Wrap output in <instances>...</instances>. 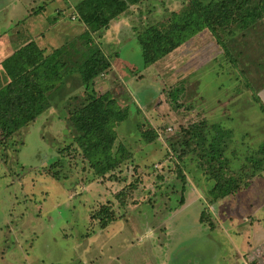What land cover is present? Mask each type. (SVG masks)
Listing matches in <instances>:
<instances>
[{"label":"rangeland","instance_id":"1","mask_svg":"<svg viewBox=\"0 0 264 264\" xmlns=\"http://www.w3.org/2000/svg\"><path fill=\"white\" fill-rule=\"evenodd\" d=\"M80 1L0 0V90L9 83L4 60L31 42L44 57L62 50L60 72L69 74L47 93L36 122L11 134L0 131V264H264V236L253 229L264 228V207L254 214L248 207L246 218L237 211L236 194L211 202L214 183L200 158L222 132L214 129L220 125L228 137L210 150L228 145L218 158L228 159L221 173L240 181L243 190L241 181L251 170L245 156L264 145L258 97L264 87V21L226 36L228 55L212 34L197 37L184 51L196 74L179 78L182 70L161 78L156 67L144 66L141 46L133 41L138 14L124 16L116 39L127 41L114 44L111 22L88 34L82 20L71 19ZM165 2L150 24L167 23L188 1ZM45 6L44 18H35ZM97 48L117 71L97 77L93 89L128 111L116 127L114 150L122 146L133 154L103 177L84 156L70 122L71 112L87 99L79 67ZM191 126L201 127L196 134L203 137L186 145L182 136ZM153 130L159 138L145 142L143 134ZM256 184L251 191L263 203L264 179ZM106 209L117 219L101 228L98 219ZM205 210L211 213L202 220ZM211 214L221 229H211Z\"/></svg>","mask_w":264,"mask_h":264},{"label":"trees","instance_id":"2","mask_svg":"<svg viewBox=\"0 0 264 264\" xmlns=\"http://www.w3.org/2000/svg\"><path fill=\"white\" fill-rule=\"evenodd\" d=\"M147 0H81L75 10L85 25L90 29L88 34L108 27L109 23L127 12L132 5H139ZM184 9L170 15L167 23L146 24L137 33V41L142 49L144 66L149 67L181 47L190 39L208 30L228 55L226 36H236L237 32L253 30L259 22L264 21V0H187ZM227 32V34H226ZM225 34V36H224ZM90 56L79 67L80 79L85 87L86 101L71 112L70 122L76 129V142L83 149L84 156L89 160L97 176H105L113 172L120 164L133 158L130 150L125 154V148L114 150L118 140L116 127L128 119V111L122 110L117 101L109 94L98 95L93 89L95 79L106 73L111 64L100 49H91ZM62 50L51 56L44 57L43 51L34 42L19 49L3 62L4 72L9 80L6 87L0 90V131L14 133L22 127L36 122L42 114L48 101L47 93L54 90L57 85L69 74L60 72L64 63L59 61ZM64 74V75H62ZM261 89H264L261 88ZM260 101V100H259ZM261 102V101H260ZM219 136H215L205 155L200 158L210 167V180L214 183L210 189V201L213 203L235 194L239 189L236 179L226 178L221 173L224 162L218 161L228 147L223 149L212 148L219 146L222 139L228 137L219 126ZM196 130L202 132L201 127L191 126L182 136L186 145L189 140L199 139ZM195 131V132H194ZM206 131V130H205ZM207 132V131H206ZM205 132V135L208 134ZM183 134V133H182ZM159 138L157 131L144 133L143 140L151 143ZM205 141L208 140L206 135ZM222 145V144H221ZM203 151L206 145L203 144ZM222 159V158H221ZM245 162L250 171L244 166L243 187L256 176L264 178V145L257 151L245 156ZM219 167H217V164ZM247 176V177H246ZM242 177V179H243ZM246 177V179H245ZM207 210L203 212L204 220ZM99 226L107 228L117 219L114 212L109 209L100 213ZM99 215V214H98ZM96 218V217H94Z\"/></svg>","mask_w":264,"mask_h":264},{"label":"crops","instance_id":"3","mask_svg":"<svg viewBox=\"0 0 264 264\" xmlns=\"http://www.w3.org/2000/svg\"><path fill=\"white\" fill-rule=\"evenodd\" d=\"M169 1H172V0H169ZM165 3H166L165 0H147V1H145V2H143L141 4H139V5H132V6H130V8H129V10L127 12L123 13L118 18L112 20L111 23H110V28L109 29H110L111 35L113 36L112 37L113 43L114 44L117 43V44L121 45L124 41H127V40H125V39H123L121 37L118 40L116 39V37L119 35V29H118L119 23L121 21L122 22L124 21L123 20V19H125L124 16L125 17L130 16L131 13H136V14L139 15V19L137 18L138 20H136V22L133 20V22H135V24H133L134 25V33L133 34L136 35V33L138 32L137 30H138L139 27L144 26L146 23L148 24L150 22H154V21H157L158 20L157 18L160 17L161 15H156L155 13H161L160 9H158V8L165 9L166 8L164 6ZM41 7H43V6H41ZM46 8H47V6H45V8L42 9L41 12H36V14L34 15L35 18H38V17L39 18H41V17L44 18V15L48 11ZM62 8H60V9H62ZM73 17H76V19H73ZM71 19L76 21L77 19H80V18L78 16V14H75V15L71 16ZM133 19H136V18H133ZM157 23H159V22H157ZM32 31H33V33L36 32V30L35 31L32 30ZM207 34L210 35L211 33L208 30H204L203 32L199 33L198 35H196L195 37H193L192 39H190L188 42H186L185 44H183L181 47L177 48L175 51H173L172 53H170L166 58L161 59L160 61H158L157 63L153 64L149 68L156 67L157 70L154 73L156 75H158V73H159L160 76H161V78H170V76H173L174 73H176L178 71H182V70H183L182 71V74L179 76V78L180 77L181 78H190V76L195 75L196 72H195V70L193 68L194 64H193V61H192V56L191 55L189 56L188 54L184 53V51L187 52V50H185L186 49L185 48V45H187L188 43H190V41L196 40L197 37H199L201 35H205V39L206 38L208 39V37L206 36ZM131 39L133 40V39H135V37H132ZM133 41L134 42L137 41V38L135 40H133ZM8 43L9 42H7V45H8ZM199 45L201 47H203V46H207L208 43L207 44H199ZM209 45H211V44H209ZM1 47H0V50H1ZM5 47L7 49L8 46H5ZM194 47H196V45ZM182 54H186L187 57L185 59H183V56H181ZM182 61L185 62L184 63L185 65L184 64L181 65V62ZM110 64H111V68H110V72L109 73L112 74V73H114L117 70H116V66L113 65L112 61H110ZM186 66L188 68L187 69H183ZM147 68H146V70H147ZM150 71H151V69H150ZM118 73L120 74V72H118ZM142 75L143 74L141 73L139 75V77H142ZM258 97H259V100L261 101V103H263V105H264V89H262L259 92ZM259 179H264V178L261 177V176H257L255 178H253L249 182V184L247 185V187H244L243 190L238 191L237 193H235L236 196H237V200H238V205H237V208L238 209H237V211L238 212H241V213H244L245 214L244 217H246V218H248V217L251 216V215L245 213L246 212V209L248 207L250 209H252V214H254V212H257L258 210H260L261 208L264 207V202L262 203L260 201L261 199H259L256 202V195L253 194L254 190L251 191V189H255L253 187H255V185H257L256 184V181H258ZM259 192L261 193L260 190H259ZM207 212L209 214L211 213L210 211H207ZM224 216H227V213L226 212H224L223 217ZM215 217L216 216L214 214H211L210 215V218L209 219L212 220V223L215 224V225L213 226L209 222V226L211 227L212 230H214V228H220L221 229L222 227H221V225H218L217 224V221L215 220ZM236 226L237 227H234V229H238V230H241V231L243 230V228L240 229V227H242L241 225H236ZM258 226H260V224ZM253 229L257 233H260L262 236H264V228H261V227L255 228V227H253Z\"/></svg>","mask_w":264,"mask_h":264},{"label":"built area","instance_id":"4","mask_svg":"<svg viewBox=\"0 0 264 264\" xmlns=\"http://www.w3.org/2000/svg\"><path fill=\"white\" fill-rule=\"evenodd\" d=\"M73 19H76V17H73Z\"/></svg>","mask_w":264,"mask_h":264}]
</instances>
